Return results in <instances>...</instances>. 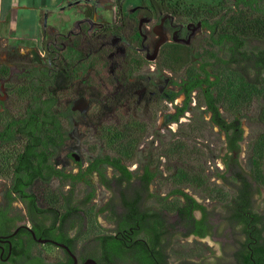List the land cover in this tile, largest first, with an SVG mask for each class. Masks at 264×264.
Masks as SVG:
<instances>
[{"label": "rangeland", "instance_id": "rangeland-1", "mask_svg": "<svg viewBox=\"0 0 264 264\" xmlns=\"http://www.w3.org/2000/svg\"><path fill=\"white\" fill-rule=\"evenodd\" d=\"M159 1L171 7L174 14L153 12V17L148 18L142 10L149 6V0L126 1L123 17L127 27L123 39L102 31L108 25L118 24L116 6L113 10L110 6L103 7L96 17L97 24L82 22L77 29H72L73 35L65 42L59 56L61 70L52 93L59 99L58 110L72 104L78 114L65 122L71 131L70 140L57 150L52 163L58 169L76 173L79 167L71 156L73 153L80 157L83 169L97 157L118 156L121 148L107 137V129L123 131L128 121L136 120L144 124L146 131L133 160L126 162L130 171L140 173L143 166L152 163L153 169L159 172V181L153 190L160 198L168 197L166 202L169 203L177 200V196H168L175 188L172 184L175 172L204 171V188L188 185L185 190L197 201H204L216 218L223 213L224 203L234 196L219 178L224 167L225 135L210 123V114L204 111L205 108L197 107V91L192 94L186 112L176 121L171 117L184 106L186 97L179 92L186 75L210 60V55L217 50L208 42V32L201 21L215 17L219 11H226L235 0ZM35 43L32 51L25 52L0 43V63L23 66L31 60L41 64L50 60L43 51V34ZM246 49L257 52L264 49V42L249 38ZM221 73L222 87L235 89L239 84L238 76L227 71ZM22 85L17 79L0 84V100L5 101L0 107V115H3L0 130L4 122L21 116L24 111V104L17 95V89ZM240 111L244 115L240 164L249 174L254 170L260 141L263 149L260 163L264 173V92L261 90ZM179 142L186 145L190 156L188 153L180 158H168L165 151ZM14 159L13 147H0V191L11 184ZM102 171L107 178L114 176L110 167L105 166ZM37 187L38 194L44 193V200L48 201L54 191H68L70 185L53 180ZM90 190L95 191L98 201L84 208L89 218L87 236L111 234V218L107 213H99L110 193L101 186L97 174H90L78 182L74 195L80 199ZM149 204L157 203L152 200ZM258 207L264 208V199ZM233 246L229 243L218 245L209 239L177 241L170 249V262L179 264L192 259L209 264H231L228 256H222V251H229ZM49 249L59 252L55 248ZM220 256L224 260L219 263L215 257Z\"/></svg>", "mask_w": 264, "mask_h": 264}, {"label": "trees", "instance_id": "trees-1", "mask_svg": "<svg viewBox=\"0 0 264 264\" xmlns=\"http://www.w3.org/2000/svg\"><path fill=\"white\" fill-rule=\"evenodd\" d=\"M126 1L117 0L119 22L116 25L104 27L103 33L114 35L118 39L125 37L127 24L123 14ZM149 3V6L142 10V14L148 18L153 17V12L161 15L174 14V10L162 1L149 0ZM94 15L95 8L93 7L89 11V17L93 18ZM201 23L208 32V42L217 50L214 55H210V60L203 62L196 70L194 68L195 71H190L186 75L180 84L179 92L186 97L184 106L171 119L176 121L186 112L192 94L197 91L195 95L197 107L205 108L204 111L210 114V123L226 134L225 160L228 170L220 174L219 178L240 192L238 196L240 198L233 196L227 203H224L223 206L228 212L222 217L231 226L237 223L242 224V229L247 235L260 239V233H256V229L250 223L251 217L244 215V212L249 210V205L246 202H240V207H233L232 202L239 203L241 197H244L245 192L250 191L251 187L233 152L240 151L237 141L242 140L243 134L241 125L244 115L241 114L240 108L249 104L261 90L264 92V78H262L264 49L257 52L246 49V41L249 38L264 42V0H235L232 7L223 12L219 11L215 17L204 19ZM42 24L43 51L50 59L47 60L48 62L41 64L31 60L23 66H19L18 63H0V84L10 83L14 79L23 83L22 87L17 89V95L24 104V111L21 116L11 117L4 122L0 130V147L14 148L15 159L12 164L9 197L14 200L12 197V191H14L18 192L19 198L30 201L33 196L27 195L25 189L38 178L50 182L53 177L60 178L61 184H69L70 191L73 193L76 184L81 182L86 174L97 171L101 184L112 190L114 194V199L103 206L99 213L108 212V216L115 225L113 229L115 235L94 238L97 249L100 248L102 251L95 260L105 264H170L171 255L167 251L176 242L170 240L165 243V238L180 233L181 227H186L190 232L204 236L207 214L210 216L215 214L211 211L207 212V209L193 196L184 192L188 185L197 189L204 188L206 185L203 178L204 171L175 172L172 176V184L175 188L168 196H177V200L169 203L166 202L168 197L160 198L158 200L159 214L152 207L146 208L145 211L141 210L138 181L142 180L148 186L156 173L152 171L154 168L152 163L146 165L144 176L130 171L126 163L133 160L146 131L144 124L136 120L128 121L123 131L107 129V137L121 148L118 150V156L105 155L95 158L89 164L85 174L74 175L57 169L52 159L57 150L63 148L70 140L71 131L66 127L65 122L76 117L77 111L74 110L72 104L64 110H58L59 99L52 93V90L56 87L61 70L59 56L64 50L63 43L67 42L73 33L70 32L68 35L51 33L46 26L45 19L42 20ZM222 71L238 76L239 84L235 89L222 87ZM228 86L231 87L229 84ZM4 105L5 101L0 100V107ZM0 117L3 119V115ZM257 146L258 160L254 163V170L250 175L261 187H264V173L260 163L263 158V149L260 147V141ZM188 150L183 142H179L172 144L165 154L168 158L173 156L180 158L187 155ZM190 154L187 156L189 157ZM230 163H234L233 166ZM105 166L113 169L112 178H107L102 171ZM126 189L129 191L128 194ZM92 196L90 194L88 199ZM34 208H36L35 205ZM76 209L70 208L74 211ZM195 210L203 213L201 220L193 217L192 213ZM175 214L178 215L177 220L176 218L174 220ZM254 216L260 219L258 215L254 214ZM253 230H255L254 233ZM127 232L131 233L133 240L126 239ZM142 232L145 233L146 240H135L141 237ZM243 247L246 251L236 257L239 263L250 264V250H247V244H243ZM255 258L259 264H264V243L255 250ZM180 264H203V262L185 259Z\"/></svg>", "mask_w": 264, "mask_h": 264}, {"label": "flooded vegetation", "instance_id": "flooded-vegetation-1", "mask_svg": "<svg viewBox=\"0 0 264 264\" xmlns=\"http://www.w3.org/2000/svg\"><path fill=\"white\" fill-rule=\"evenodd\" d=\"M96 17H89L84 19L82 22L97 24L95 21ZM82 22H77L73 28L77 29V26H79ZM46 26L49 28L51 33H57L55 30L49 27L47 23ZM72 29L65 34H57L68 35L70 32L73 33ZM65 44L66 43H63L64 47ZM1 90H3V87ZM219 131L221 130L219 129ZM223 133L225 135L226 141V134L225 132ZM243 140L244 137L242 134V140L237 141L240 151L233 152V155L236 157L241 168L242 165L240 164L239 159L242 153ZM226 154L227 149H225V156ZM71 156L79 167L78 171L76 173L74 172L73 174H85L89 165L86 167V169H83L80 157L75 153H73ZM225 156L222 158V163L224 166L222 173L228 170ZM230 164L233 166L234 163ZM145 168L146 165L142 167L139 176H144ZM152 171L156 173V176L152 179L148 186H146L145 182L142 180L138 181V187L140 190L139 193L141 195L140 208L141 210L145 211L146 208L152 207L157 212V214H159L160 206L157 201L160 199V195L153 190L154 185L157 187L156 184L159 181V172H157L156 169H152ZM242 171L245 177H247L248 183L251 185L250 191L245 192V196L241 197L239 203L236 204L235 201L232 202L234 205L236 204L235 206H232L240 207V202H246L249 205V210L243 212L245 216L251 217L250 223L256 229V233H260V239H257L252 235H247L242 229L243 225L240 223H237L234 226L229 225L228 222L222 217V215H225L226 212H228L227 208H224L223 206V213L216 215V218H213V216L207 214V227L204 228V236H199L190 232L188 228L181 227L180 233L174 236H167L165 238V243L169 242L170 240L172 242L180 241L181 243H185L190 239L192 242L206 241L209 239L218 245L223 243H229V245L233 244L234 248H229V251L222 249V256H228L227 259L233 261L231 264H242L239 263L240 261L236 256H240L241 252L246 251V248L243 247V244H247V250H250V264H259V261L255 258V250L259 249L264 243V208H259L258 204L264 199V188L261 187V185L257 183L249 173L245 172L243 168ZM91 174H97L99 183L101 184L99 173L94 171ZM89 175L90 174H86L85 177ZM53 180H57L59 184H61L60 178L53 177L50 182ZM50 182H45L41 178H38L31 186L26 188L25 192L27 195L33 196V199L29 198L30 201H25L22 198H19L17 196L18 192L14 191H12V197L14 200H11L9 197V189L11 184L5 190L0 191V264H74L75 260L73 259V256L76 257V264H84L88 259L95 260V258L100 256L102 253L100 248L97 249L96 242L94 241L95 237L115 235L113 232L115 225L113 223L110 228L111 234L87 236L89 233V218L84 208L87 205L96 203L98 201L94 190L87 191L83 197L78 199L74 195V192L71 193V188L69 187L68 191H54L53 195H51L49 200L46 201L44 200V193L41 195L38 194L39 188L37 186L49 184ZM222 183L235 193L234 197L237 198L240 195L239 190L231 187L224 180H222ZM101 186L104 187L107 193H110V196L104 203L105 206L114 199V194L112 190H109L104 185L101 184ZM126 191L128 194V189H126ZM184 192L189 194L185 189ZM90 194L93 196L88 199ZM237 199L236 201L238 202ZM86 200H89L90 202H87ZM152 200L156 201L157 204H149ZM199 203L207 209V212L210 211L208 205L205 204L204 201ZM34 205L36 208H34ZM72 207L77 209L75 211L70 210ZM229 213H231V211ZM254 214L258 215L260 219H256ZM192 215L196 220H201L203 218V213L200 210H195ZM175 218L177 220V214L174 215V220ZM211 226L213 227L210 228ZM254 232L255 230H253V233ZM140 235L141 237L135 240L145 241V233L142 232ZM126 239L133 240L130 232H127ZM57 244H63L67 246L70 249V252L62 247H59ZM48 247L55 248L59 252L57 253L56 251L55 253L54 250H48ZM167 253L170 254V249H168ZM215 258L219 260V263L222 262L221 260H224L221 256ZM191 261L193 260L191 259ZM170 264L172 263L170 262ZM203 264L209 263L204 261Z\"/></svg>", "mask_w": 264, "mask_h": 264}, {"label": "crops", "instance_id": "crops-1", "mask_svg": "<svg viewBox=\"0 0 264 264\" xmlns=\"http://www.w3.org/2000/svg\"><path fill=\"white\" fill-rule=\"evenodd\" d=\"M117 0H0V43L32 51L43 31L42 20L57 33H67L77 22L96 17L103 7L116 6Z\"/></svg>", "mask_w": 264, "mask_h": 264}, {"label": "water", "instance_id": "water-1", "mask_svg": "<svg viewBox=\"0 0 264 264\" xmlns=\"http://www.w3.org/2000/svg\"><path fill=\"white\" fill-rule=\"evenodd\" d=\"M57 245H58L59 247H62V248L66 249L67 251L70 252V249H69L67 246H65V245H63V244H57ZM73 259L75 260V263H74V264H76V257L73 256ZM84 264H105V263H99V262H97V261L94 260V259H88Z\"/></svg>", "mask_w": 264, "mask_h": 264}]
</instances>
